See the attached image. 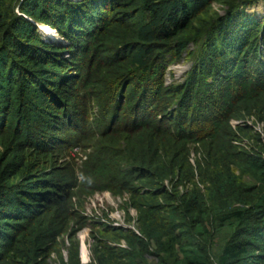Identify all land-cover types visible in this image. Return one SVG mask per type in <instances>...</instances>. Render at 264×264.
<instances>
[{
	"label": "trees",
	"instance_id": "obj_1",
	"mask_svg": "<svg viewBox=\"0 0 264 264\" xmlns=\"http://www.w3.org/2000/svg\"><path fill=\"white\" fill-rule=\"evenodd\" d=\"M258 2L0 0V264H82L88 226L97 264H264ZM102 191L137 231L89 221Z\"/></svg>",
	"mask_w": 264,
	"mask_h": 264
},
{
	"label": "rangeland",
	"instance_id": "obj_2",
	"mask_svg": "<svg viewBox=\"0 0 264 264\" xmlns=\"http://www.w3.org/2000/svg\"><path fill=\"white\" fill-rule=\"evenodd\" d=\"M213 9L214 12H218V13L220 12L221 15H224L223 12L227 8L226 7L222 8V5L215 3L213 5ZM248 12L250 14H257L259 16H264V1L259 0L257 4H255L253 7L248 9ZM33 23L39 28V31H41V33L45 36L44 37L45 39H48L49 38L48 36H53L52 37L53 40H60L58 42H55L56 44L61 43L63 41V39L59 35H56L54 33L55 32L54 30L50 29L49 27L44 28V26L37 24L35 22ZM52 39L51 41H53ZM188 48L189 49L182 55V58L179 61L174 62L167 69L165 75L166 86L176 85L181 83L183 79L186 77L187 72H189L192 69L193 60L187 54L195 49L193 42L190 43ZM256 129L262 134L264 140L263 126L258 125L256 126ZM71 154L73 157L76 158L79 164L81 159L85 156V153H83V151H81L80 149L74 151ZM85 159L86 156L83 158V160ZM127 199L128 197L126 195L124 197H121L120 195H114L109 191L98 192L94 196L86 200L85 209L83 213L84 215L89 216L90 218L89 221L94 222V224L97 225L98 227L101 223H108L105 217L109 216V218L112 220L111 222L112 225L123 226L137 231L136 221H135L137 214L135 213V211H132V217L134 219V222L131 225H129L126 222V214L123 209V206H124V202H126ZM90 234H91V227L88 226L78 230L75 235V238L79 241L80 244H82L81 262L83 261V264H97L91 252L93 240L91 239ZM65 246H69V241L66 238H65ZM121 247L127 248V245L123 244ZM63 256L64 259L66 260L67 259L66 248L63 249ZM49 264H60L56 258V254L51 255Z\"/></svg>",
	"mask_w": 264,
	"mask_h": 264
},
{
	"label": "clouds",
	"instance_id": "obj_3",
	"mask_svg": "<svg viewBox=\"0 0 264 264\" xmlns=\"http://www.w3.org/2000/svg\"><path fill=\"white\" fill-rule=\"evenodd\" d=\"M222 8H223V6H222ZM225 11H226V10H225ZM225 11L223 12V14H225ZM42 26H44V25H42ZM45 27H48V26H44V28H45ZM49 28H50V27H49ZM50 29H52V28H50ZM52 30H54V29H52ZM54 31H55V33H56L57 35H59V33H58L56 30H54ZM40 32H41V31H40ZM42 35H43V34H42ZM43 36H44V35H43ZM59 36H60V35H59ZM44 37H45V36H44ZM60 37H61V36H60ZM61 38H62V37H61ZM62 39H63V38H62ZM47 40H48V42H51V43L56 44L55 42L51 41V39H49V38H48ZM60 44H61V45L66 44V41L63 39V41H62L61 43H57L56 45H60ZM170 66H171V65H170ZM170 66H169V67H170ZM169 67H168V68H169ZM168 68H167V69H168ZM165 75H166V74H165ZM234 123L237 124L236 122H234ZM76 150H79V149H75V151H76ZM83 158H84V157H83ZM126 196H127V195H126ZM122 197H124V196H122ZM127 197H128V196H127ZM126 201H128V199H127ZM116 227H118V226H116ZM121 227H123V226H121ZM124 228H126V227H124ZM129 229H130V228H129ZM123 244H125V242H123ZM123 244H122V245H123ZM81 252H82V244H80V259H81ZM66 260H67V259H66ZM81 260H82V259H81ZM81 263L83 264V261H82Z\"/></svg>",
	"mask_w": 264,
	"mask_h": 264
},
{
	"label": "bare ground",
	"instance_id": "obj_4",
	"mask_svg": "<svg viewBox=\"0 0 264 264\" xmlns=\"http://www.w3.org/2000/svg\"><path fill=\"white\" fill-rule=\"evenodd\" d=\"M54 32V31H53ZM55 33V32H54ZM56 34V33H55ZM57 35V34H56ZM49 37V39L51 38L52 39V37L53 36H48ZM61 39V38H60ZM53 40V39H52ZM54 42H58V41H60V40H53Z\"/></svg>",
	"mask_w": 264,
	"mask_h": 264
}]
</instances>
